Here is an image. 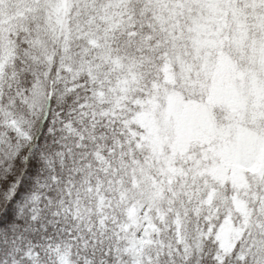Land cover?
Returning <instances> with one entry per match:
<instances>
[{"label":"snow or ice","instance_id":"1","mask_svg":"<svg viewBox=\"0 0 264 264\" xmlns=\"http://www.w3.org/2000/svg\"><path fill=\"white\" fill-rule=\"evenodd\" d=\"M0 264H264V0H0Z\"/></svg>","mask_w":264,"mask_h":264}]
</instances>
